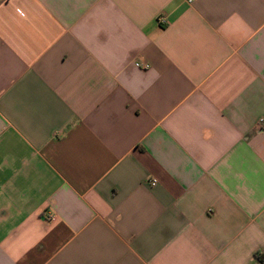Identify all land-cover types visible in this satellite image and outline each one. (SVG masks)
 <instances>
[{"label":"crops","instance_id":"obj_1","mask_svg":"<svg viewBox=\"0 0 264 264\" xmlns=\"http://www.w3.org/2000/svg\"><path fill=\"white\" fill-rule=\"evenodd\" d=\"M261 120L264 0H0V264H264Z\"/></svg>","mask_w":264,"mask_h":264},{"label":"built area","instance_id":"obj_2","mask_svg":"<svg viewBox=\"0 0 264 264\" xmlns=\"http://www.w3.org/2000/svg\"><path fill=\"white\" fill-rule=\"evenodd\" d=\"M189 1H191V0H189ZM159 21H160V23H163V22H164V19L161 17V18H159ZM143 67H144V68H147L148 65H147V64H144ZM258 126H259V128H264V120H261V121L259 122ZM150 183H151V184H154V183H155V180H154V179L151 180ZM50 218H52V215H51V214L48 215V219H50Z\"/></svg>","mask_w":264,"mask_h":264}]
</instances>
